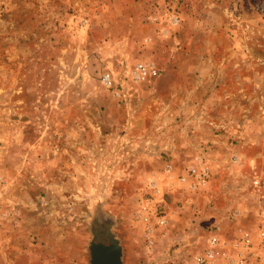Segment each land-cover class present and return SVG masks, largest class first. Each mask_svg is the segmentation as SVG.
<instances>
[{
    "label": "rangeland",
    "instance_id": "rangeland-1",
    "mask_svg": "<svg viewBox=\"0 0 264 264\" xmlns=\"http://www.w3.org/2000/svg\"><path fill=\"white\" fill-rule=\"evenodd\" d=\"M263 222L264 0H0V264L234 255Z\"/></svg>",
    "mask_w": 264,
    "mask_h": 264
},
{
    "label": "built area",
    "instance_id": "built-area-1",
    "mask_svg": "<svg viewBox=\"0 0 264 264\" xmlns=\"http://www.w3.org/2000/svg\"><path fill=\"white\" fill-rule=\"evenodd\" d=\"M148 75H150V69L147 65H137L134 71V77L137 82L145 81ZM209 178L210 173L207 168H202V170L198 172L195 168H191L187 175L182 177L181 182L184 183L189 180L194 181L193 189H197L198 186H206ZM154 187L158 188V185L155 184ZM159 225L161 227L166 226L167 219H165V217H160ZM150 232H153V229H151ZM234 246L236 247V252L233 255V242L230 248H225L221 239L215 233L211 235L207 247L203 250L189 255L184 260L178 262L172 261L171 263L168 262L164 264H223L226 262L228 264H260L259 260L264 253V222L258 234L257 241H255L252 235H243L235 242Z\"/></svg>",
    "mask_w": 264,
    "mask_h": 264
},
{
    "label": "water",
    "instance_id": "water-1",
    "mask_svg": "<svg viewBox=\"0 0 264 264\" xmlns=\"http://www.w3.org/2000/svg\"><path fill=\"white\" fill-rule=\"evenodd\" d=\"M105 234V242H99L97 235H94L90 246L91 264H123L119 241L110 232Z\"/></svg>",
    "mask_w": 264,
    "mask_h": 264
},
{
    "label": "flooded vegetation",
    "instance_id": "flooded-vegetation-1",
    "mask_svg": "<svg viewBox=\"0 0 264 264\" xmlns=\"http://www.w3.org/2000/svg\"><path fill=\"white\" fill-rule=\"evenodd\" d=\"M97 239H98L99 242H105L106 241V240L100 241V237L99 236L97 237Z\"/></svg>",
    "mask_w": 264,
    "mask_h": 264
}]
</instances>
